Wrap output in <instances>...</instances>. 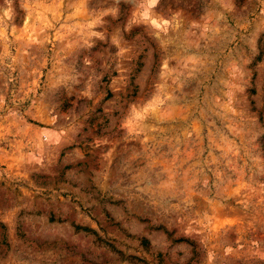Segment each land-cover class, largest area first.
<instances>
[{
	"label": "rangeland",
	"instance_id": "rangeland-1",
	"mask_svg": "<svg viewBox=\"0 0 264 264\" xmlns=\"http://www.w3.org/2000/svg\"><path fill=\"white\" fill-rule=\"evenodd\" d=\"M0 264H264V0H0Z\"/></svg>",
	"mask_w": 264,
	"mask_h": 264
}]
</instances>
